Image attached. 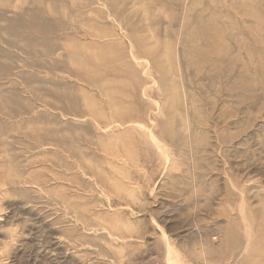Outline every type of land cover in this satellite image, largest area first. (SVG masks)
<instances>
[{
	"label": "rangeland",
	"instance_id": "1",
	"mask_svg": "<svg viewBox=\"0 0 264 264\" xmlns=\"http://www.w3.org/2000/svg\"><path fill=\"white\" fill-rule=\"evenodd\" d=\"M0 264H264V0H0Z\"/></svg>",
	"mask_w": 264,
	"mask_h": 264
},
{
	"label": "built area",
	"instance_id": "2",
	"mask_svg": "<svg viewBox=\"0 0 264 264\" xmlns=\"http://www.w3.org/2000/svg\"><path fill=\"white\" fill-rule=\"evenodd\" d=\"M216 239V238H215Z\"/></svg>",
	"mask_w": 264,
	"mask_h": 264
}]
</instances>
